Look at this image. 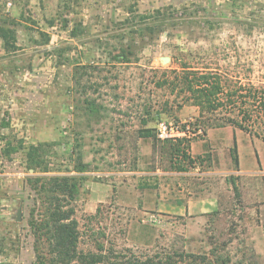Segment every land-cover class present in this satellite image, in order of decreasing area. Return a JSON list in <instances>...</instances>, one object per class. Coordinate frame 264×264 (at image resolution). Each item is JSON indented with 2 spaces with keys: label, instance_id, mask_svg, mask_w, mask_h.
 <instances>
[{
  "label": "rangeland",
  "instance_id": "obj_1",
  "mask_svg": "<svg viewBox=\"0 0 264 264\" xmlns=\"http://www.w3.org/2000/svg\"><path fill=\"white\" fill-rule=\"evenodd\" d=\"M170 8L172 21L154 32L126 24L130 11ZM5 20L18 48L7 53L0 39V264L36 263L29 223L49 201L28 179L44 176L83 178L71 205L84 252L101 243L140 259L264 264V180L240 177L238 197L225 178L202 177V142L217 129L241 131L222 126L238 112L202 114L189 94L169 87L184 66L212 68L239 81L244 95L255 87L264 97V0H0ZM129 45L130 63L119 62ZM252 112L243 132L264 141V107ZM143 121L155 135L161 122L192 135L144 140ZM39 144L44 164L35 169L28 152ZM79 158L88 172H75ZM202 191H216L221 203L203 229L202 215L165 212L170 202H199Z\"/></svg>",
  "mask_w": 264,
  "mask_h": 264
},
{
  "label": "trees",
  "instance_id": "obj_2",
  "mask_svg": "<svg viewBox=\"0 0 264 264\" xmlns=\"http://www.w3.org/2000/svg\"><path fill=\"white\" fill-rule=\"evenodd\" d=\"M172 8L159 9L152 13L139 14L136 11H130V16L126 19V24L139 23L144 27L145 31L154 32V24L162 26L172 21L170 15H173ZM11 22L5 20L4 24H0V39L3 42V49L7 53L17 50V33L10 27ZM131 45L116 56V59L121 63H130ZM177 75L176 79L172 81V92L175 93L179 88L177 94H189L187 101L198 107L202 114H217L223 110L234 112L237 111L236 118L222 117V126L230 125L239 128L242 131L249 132V122L253 119L252 110L258 108L260 105L264 107V97L262 91L255 87H251L250 91L244 95L245 87H242L239 81L236 85H232L229 78L223 76L217 69L206 68L202 71H191L188 67H182V73ZM166 83L169 84L168 81ZM8 126V122L3 123ZM148 122L143 121V127L139 131L141 139H152L157 141L154 130L148 128ZM183 140V139H181ZM179 146L183 141L178 142ZM165 145H168L166 143ZM45 145H32L28 152V160L30 166L33 168H41L42 153H44ZM163 147H165L163 145ZM173 148V147H172ZM177 151L180 152L179 147ZM186 156V155H185ZM230 156L235 167H238V149L235 142L230 150ZM203 163V160H202ZM90 165L83 163L79 158L77 165L78 173H86ZM178 171L185 172V167H175ZM45 167L43 172L47 171ZM240 176L227 177L226 182L232 185L233 190L236 191L240 197L239 187L236 182ZM81 181L83 178L75 176H44L35 179H28V183L35 191L44 194L47 199L48 207L40 213V218L35 217V212L32 213L30 227L34 234L35 252L37 261L35 264H181L185 263L186 256L180 255H166L161 256L156 254L154 256L140 259L134 255L124 256L122 252H116L114 248L106 249L104 244L98 243L94 251L84 252L80 250V231L79 222L75 215V208L71 205L78 197L81 190ZM221 214V209L214 213L217 216ZM212 215V214H211ZM1 246V245H0ZM180 258L179 259H177ZM190 258V256H189ZM229 260L223 261L222 264H227Z\"/></svg>",
  "mask_w": 264,
  "mask_h": 264
},
{
  "label": "crops",
  "instance_id": "obj_3",
  "mask_svg": "<svg viewBox=\"0 0 264 264\" xmlns=\"http://www.w3.org/2000/svg\"><path fill=\"white\" fill-rule=\"evenodd\" d=\"M237 143L239 164L236 168L232 162L230 156V150L234 143ZM206 144H216L218 148L209 150ZM221 146V147H219ZM248 148L247 154L244 159L242 158V150ZM224 152V157L221 159L220 151ZM261 151V152H260ZM262 153L264 155V141L261 139H255L244 133L242 130L237 129H217L211 131L208 134V140L202 142V154L208 156V167L204 168L205 163L202 165V177H220L225 178L235 177H253L264 179V162L262 160ZM259 180V179H255ZM239 181V180H238ZM236 182V184L238 183ZM227 183V182H226ZM229 184V183H228ZM238 185V184H237ZM231 188L233 189L232 185ZM163 206H167L165 203H159V209ZM219 195L216 191L207 194L206 191H202V200L199 202H187L185 204L169 203L168 210H165L168 214H175L178 216H194L202 215V229L208 224V217L211 214L216 213L221 208Z\"/></svg>",
  "mask_w": 264,
  "mask_h": 264
},
{
  "label": "built area",
  "instance_id": "obj_4",
  "mask_svg": "<svg viewBox=\"0 0 264 264\" xmlns=\"http://www.w3.org/2000/svg\"><path fill=\"white\" fill-rule=\"evenodd\" d=\"M190 135H192V129L189 126L181 129L174 124H167L165 122H161L157 126L156 136L161 141L181 140L189 138Z\"/></svg>",
  "mask_w": 264,
  "mask_h": 264
},
{
  "label": "water",
  "instance_id": "obj_5",
  "mask_svg": "<svg viewBox=\"0 0 264 264\" xmlns=\"http://www.w3.org/2000/svg\"><path fill=\"white\" fill-rule=\"evenodd\" d=\"M22 219V210L20 209L17 213V221H21Z\"/></svg>",
  "mask_w": 264,
  "mask_h": 264
}]
</instances>
